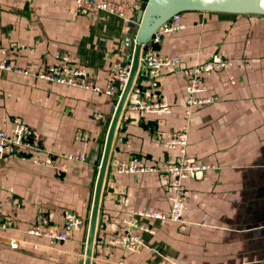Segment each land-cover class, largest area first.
Returning a JSON list of instances; mask_svg holds the SVG:
<instances>
[{
	"label": "crops",
	"instance_id": "obj_1",
	"mask_svg": "<svg viewBox=\"0 0 264 264\" xmlns=\"http://www.w3.org/2000/svg\"><path fill=\"white\" fill-rule=\"evenodd\" d=\"M126 1L132 20L142 0ZM185 28L166 34L159 48L182 63L160 77L168 113L126 109L117 128L113 160L101 200L102 219L93 264H264V16L215 11L180 13ZM130 22L106 12L79 14L73 0H0V60L3 49L32 73L57 54L102 86L113 70L131 63L135 35ZM222 53L228 70L206 78L207 94L218 101L185 114L188 70ZM229 73L236 76L235 82ZM144 84L146 85L145 81ZM119 98L0 70V130L21 118L40 134V149L15 150L0 164V218L14 228L0 230V264H84L96 185L108 131ZM189 130L187 158L209 164L201 177L187 178L181 222L140 218L139 252L114 239L132 209L169 213L170 179L161 171L180 155L168 148L173 132ZM85 151L87 160L65 155ZM55 159L34 163L33 156ZM137 157L158 171L118 173L117 165ZM85 221L64 243L27 233L40 214L51 225L65 214ZM12 243L18 247L13 248Z\"/></svg>",
	"mask_w": 264,
	"mask_h": 264
},
{
	"label": "built area",
	"instance_id": "obj_2",
	"mask_svg": "<svg viewBox=\"0 0 264 264\" xmlns=\"http://www.w3.org/2000/svg\"><path fill=\"white\" fill-rule=\"evenodd\" d=\"M79 14H93L106 12L123 18L127 22L132 21V8L126 1L114 0H73ZM185 28L181 23L180 13L175 14L158 28L151 37L142 43L141 65L139 78L135 82V87L131 90L126 102V109L144 113H168L171 106L163 97L160 90V77L163 71H169L178 67L182 63L180 56L169 55L159 48L166 34ZM4 57L0 60V70L11 71L22 75H35L38 79L58 83L61 85L90 90L98 94L120 97V92L126 85L130 72L131 63L116 67L111 73L108 86H102L92 80L89 74L82 69L75 67L68 55L57 54V63H48L42 70L32 73L28 68L14 63L8 56L6 49L2 50ZM231 62L224 54L218 53L209 61L196 64L188 70V84L185 114L191 117L197 107H203L218 101L216 95L207 94L205 80L217 71L228 70ZM231 82H235L236 76L229 73ZM116 81L120 82V87L115 86ZM144 81L146 85L144 84ZM40 134L33 131L21 118L14 119V129L0 130V164L6 155L14 148L23 152L36 151L40 149ZM189 141V130L184 128L173 132L172 139L166 142L168 148H179L178 158L167 164L161 171L167 173L170 179L169 201L170 212L153 211L149 209H132L130 215L126 217L121 226L120 233L112 239L114 244H119L129 252H139L144 246L143 232L153 233L154 229L141 222L140 218H154L181 222L185 214V187L184 180L187 178L201 177L210 166L207 163L192 161L187 158V146ZM66 159L74 162H84L87 160L85 151L69 153ZM34 163L54 165L55 159L48 155L39 158L32 157ZM118 173L139 174L145 172L158 171L157 167L147 164L143 159L133 157L127 161H121L117 167ZM85 221L79 215L68 212L62 224L52 226L50 217L40 214L35 222L29 227L27 233L35 236H43L50 240L52 244H60L70 239V234L75 229L83 227ZM14 228L11 219L0 218V230H10ZM13 248H17V243H12Z\"/></svg>",
	"mask_w": 264,
	"mask_h": 264
},
{
	"label": "water",
	"instance_id": "obj_3",
	"mask_svg": "<svg viewBox=\"0 0 264 264\" xmlns=\"http://www.w3.org/2000/svg\"><path fill=\"white\" fill-rule=\"evenodd\" d=\"M185 11H215L236 14L264 16V0H142L141 8L136 17L129 23L130 33L135 35L134 53L131 61L129 79L120 92L119 102L114 113L101 161L100 172L96 185L93 209L89 223V233L84 264H93V257L101 225V200L106 187L107 173L113 160L117 128L121 116L126 110V102L135 82L139 78L141 65L142 43L175 14ZM127 63H124L126 65ZM115 86L120 87L116 81ZM17 150L14 148L13 151Z\"/></svg>",
	"mask_w": 264,
	"mask_h": 264
}]
</instances>
